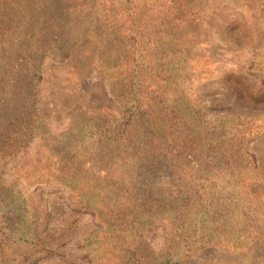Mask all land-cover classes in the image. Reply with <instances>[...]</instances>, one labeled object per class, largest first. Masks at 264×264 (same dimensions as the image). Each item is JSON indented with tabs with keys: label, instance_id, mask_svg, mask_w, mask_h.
Masks as SVG:
<instances>
[{
	"label": "rangeland",
	"instance_id": "1",
	"mask_svg": "<svg viewBox=\"0 0 264 264\" xmlns=\"http://www.w3.org/2000/svg\"><path fill=\"white\" fill-rule=\"evenodd\" d=\"M83 2L93 10L103 4L101 14L116 27L121 22L122 31L105 33L101 22L100 34L95 15H74L75 4ZM33 10L43 20L33 21ZM50 17L53 23L44 20ZM59 34L61 46L50 45ZM128 44L144 49L148 60L175 53L180 99L203 116L196 122L200 112L185 110L192 122L179 119L180 112L169 107L171 94L153 111L167 140L178 144L171 148L179 150L182 138L190 145L184 160L205 158L209 120H264V0H0V137L14 138L28 111L40 122L25 148L0 160V264H264L217 245L188 256L181 247L168 250L162 221L138 237L80 210L81 194L63 184L74 172L81 180L76 186L94 191L93 203L106 204L103 197L118 198L126 188L153 196L169 179L154 175L155 167L145 175L126 158L128 141L140 135L137 126L122 127L119 94L128 87L123 73L129 59L121 48ZM36 63L40 78L34 86L18 69ZM142 72L145 90L165 96L164 83ZM247 148L264 177V129ZM131 176L135 184H124ZM11 190L22 204L21 228L9 232Z\"/></svg>",
	"mask_w": 264,
	"mask_h": 264
},
{
	"label": "trees",
	"instance_id": "2",
	"mask_svg": "<svg viewBox=\"0 0 264 264\" xmlns=\"http://www.w3.org/2000/svg\"><path fill=\"white\" fill-rule=\"evenodd\" d=\"M75 6L79 8H75L73 14L82 16L84 20L88 14L95 15L93 18L96 31L101 30V22L104 24L105 33L122 31L121 22L116 27L112 20L106 19L109 15L101 14L103 4L94 6L95 10L87 7L85 2ZM34 12L33 10L31 14L33 21L43 20V17L34 15ZM44 20L50 23L55 21L51 17ZM99 33L104 34L100 31ZM50 43L61 46L62 35L54 37ZM121 50L129 59L123 73L128 78V87L119 94L122 127L127 129L137 126L140 131V135L133 141H128V147L125 148L128 164L146 169L145 175L149 168L155 167L154 175H163L169 179L159 185L153 196L143 197L137 191L126 188L118 198L103 197L105 204L102 200L93 203L95 192L76 186L81 180L73 172L67 176V183L63 184L77 192V195L81 194L79 209L93 217L102 218L106 225L127 227L129 232L138 237H142L145 230L155 226L154 222L162 221L165 229L163 239L167 243V249L181 247L185 256L205 246L217 245L240 250L249 259L264 263V177L258 169L254 155L247 148L248 143L264 129V120L262 123L253 124L257 117L235 115H221L209 120L206 122L210 131L206 137L205 158L200 159V162L184 160L185 156L190 157V145H184L182 138L179 150L171 148V143L175 146L178 144L167 140L166 126L160 123L153 111L156 103L162 104L164 97L170 94L169 101L172 105L169 107L180 112L179 119L192 122L193 118L185 110L197 109L180 99L183 92L178 80H174L178 78L173 73L176 70L173 67L174 51L161 52L148 60L145 59L146 56L148 58V53L144 49H138L131 44L125 45ZM157 66L158 71L154 68ZM143 69L164 83L167 87L165 96L159 95L153 88L150 91L145 90L147 86L143 85ZM105 70H102L105 72L102 73L103 77L108 76ZM18 71L25 72V80L28 79L37 86L40 78L38 63L25 70L20 67ZM33 88L35 91V87ZM33 103L34 100L31 101L32 105ZM196 111L200 112L199 109ZM18 114L16 111V116ZM23 115V121L19 122L14 138L0 137V160L25 148L29 140L37 134L40 125L37 116L32 111ZM199 116L202 117L203 114L200 112L196 122ZM163 161L165 162L162 165L157 164ZM132 174L141 176L143 173ZM128 181L135 184L136 178H125L124 184ZM11 192H14L12 198L15 202L10 205V222L14 224V229L9 227V232L21 228L18 224L19 205L22 206L19 193L17 190ZM107 204L122 209L103 208ZM94 205L100 207H92ZM20 219L23 218L20 216ZM22 230L18 232L25 235L26 231Z\"/></svg>",
	"mask_w": 264,
	"mask_h": 264
}]
</instances>
